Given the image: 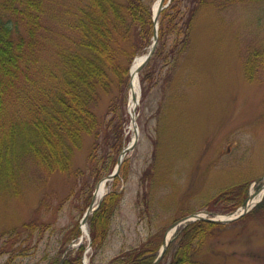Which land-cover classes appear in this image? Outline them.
<instances>
[{"label":"rangeland","instance_id":"rangeland-1","mask_svg":"<svg viewBox=\"0 0 264 264\" xmlns=\"http://www.w3.org/2000/svg\"><path fill=\"white\" fill-rule=\"evenodd\" d=\"M43 1V21L52 40L43 57L53 62V43L77 36L70 27L84 0ZM190 45L171 78L163 61H156L154 73L161 69V77L150 88L146 84L149 94H143L140 82L136 107L130 75L126 94L114 92L95 110L100 119L111 122L108 137L113 141L103 142L100 152L103 172L116 160L117 141L124 148L135 143L125 157L123 176L106 182L101 199L110 194V217L102 239L94 243L89 220V235L82 241L75 237L105 182V177L97 181L98 164L88 160L94 138L87 137L69 172L45 174L30 163L18 174L17 196L0 192V264H51L63 248L72 244L70 249H77L83 243L88 264H113L146 242L156 252L153 264L169 228L193 213L206 216L204 212L216 214L217 220H234L213 230L194 261L264 264V214L258 215V207L239 219L234 214L242 196L243 204L264 185V0H206L193 24ZM256 50L257 79L250 82L244 63ZM114 96L119 113L111 114L108 106ZM259 199L264 202V191ZM25 223L35 224L36 230L21 232L12 245ZM179 238H172L169 255L164 253L158 264H171Z\"/></svg>","mask_w":264,"mask_h":264},{"label":"trees","instance_id":"trees-1","mask_svg":"<svg viewBox=\"0 0 264 264\" xmlns=\"http://www.w3.org/2000/svg\"><path fill=\"white\" fill-rule=\"evenodd\" d=\"M171 2L159 17L156 51L140 73L143 94H149L146 84L150 88V83L161 77V69L154 73L156 61H163L171 78V73L189 52L193 24L206 6V0ZM153 3L147 0H84L70 27L77 36L74 39L62 37L53 43L52 62L46 54L43 57L44 49L48 50L52 43L50 30L43 21L44 1L0 0V192L5 190L17 196L18 174L30 163L45 174L69 172L75 152L83 148L87 137L94 138L88 160L92 165L98 164L97 181L113 172L124 146L117 141L116 160L103 172L100 152L103 142L113 141L108 137L111 122L100 119L95 110L105 97L116 91L123 96L129 88L134 59L146 53L152 44ZM258 54L256 50L252 56L248 55L244 63L250 82L257 79L254 60ZM117 100L116 96L111 100L109 113H119ZM162 111L163 104L159 113ZM127 162L125 159L112 182L123 176L122 168ZM109 195L89 218L94 243L102 239L109 226L110 215L106 213ZM243 200L242 196L234 210ZM89 201L90 198L87 203ZM258 211V215L264 214V202L258 206ZM224 226L202 220L182 229L171 264H205L193 258L203 254L213 230ZM34 229L35 224L25 223L11 239L12 245L19 240L21 232ZM80 235L77 229L75 237ZM85 249L84 243L64 255L66 248H63L50 262L83 264ZM166 254L169 255V250ZM155 257L154 247L146 242L112 263L151 264Z\"/></svg>","mask_w":264,"mask_h":264},{"label":"water","instance_id":"water-1","mask_svg":"<svg viewBox=\"0 0 264 264\" xmlns=\"http://www.w3.org/2000/svg\"><path fill=\"white\" fill-rule=\"evenodd\" d=\"M164 1L165 0H160V5H159V8L157 9V11L155 12V24L157 25L158 24V16L160 14V11L164 8ZM157 41H158V29L156 28V31H155V35H154V38H153V46L151 47L150 51L148 52V54L143 58V61H142V64L137 68L136 70V74H138L140 72V70L142 69V67L150 60V58L152 57L153 53H154V50H155V47H156V44H157ZM136 102L138 103L137 99L135 98ZM137 137V136H136ZM134 145L135 143L132 145V146H129L127 148H125L119 159H118V164H117V169L111 174L109 175L105 180H113L115 178V176L118 174L119 170H120V167H121V164L123 162V159H124V156L127 155L130 151H132L134 149ZM260 180H263V178L257 180V181H260ZM250 200H252V197L250 198ZM248 203L249 201L245 202L243 204V209L244 211L246 212L247 211V208H248ZM94 200L92 201V203L90 204L84 218H83V221L82 223L83 224H86L87 223V219H88V216L90 214H92L95 209H94ZM100 205V204H99ZM206 214V216H203L202 214L200 213H193L187 217H184L182 218L181 220H179L178 222L174 223L170 228H169V231H174L176 229H178L179 227L181 226H185L187 225L188 223H190L191 221H197V220H205V221H209V222H222V223H229L231 221H233L234 219H223V220H217L213 217H216L217 215L214 214V213H209V212H204ZM245 213H241L240 215L237 216V218H240L244 215ZM207 216H209V218H207ZM166 244H164V248L161 252V254L159 255V258L156 262H154L153 264H158V262L161 260L162 258V255L164 254L165 252V249H166Z\"/></svg>","mask_w":264,"mask_h":264},{"label":"bare ground","instance_id":"bare-ground-1","mask_svg":"<svg viewBox=\"0 0 264 264\" xmlns=\"http://www.w3.org/2000/svg\"><path fill=\"white\" fill-rule=\"evenodd\" d=\"M158 4H159V3H157V4L155 5V10H157V8H158ZM141 59H142V58H137V59H136V61L134 62L133 68H132L133 70H135V69L138 67V65H139L140 62L142 61ZM132 95H133V104H132V107H136L137 105H136V100H135V98H138V96H139V84H138V79H137V77H135V78L133 79V82H132ZM105 189H106V182H102V183L100 184V186H99L97 192H96V200H97V201L101 199V197H102L103 194L105 193Z\"/></svg>","mask_w":264,"mask_h":264}]
</instances>
